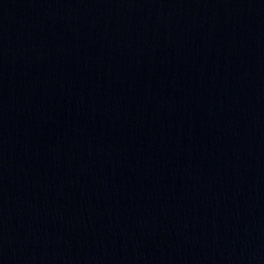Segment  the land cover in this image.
<instances>
[{"label": "water", "instance_id": "1", "mask_svg": "<svg viewBox=\"0 0 264 264\" xmlns=\"http://www.w3.org/2000/svg\"><path fill=\"white\" fill-rule=\"evenodd\" d=\"M0 264H264V0H0Z\"/></svg>", "mask_w": 264, "mask_h": 264}]
</instances>
